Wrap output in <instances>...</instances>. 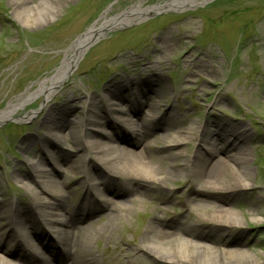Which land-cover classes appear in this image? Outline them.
<instances>
[{"label":"rangeland","instance_id":"rangeland-1","mask_svg":"<svg viewBox=\"0 0 264 264\" xmlns=\"http://www.w3.org/2000/svg\"><path fill=\"white\" fill-rule=\"evenodd\" d=\"M170 1L54 0V4L45 7L39 0H27L28 8L33 7L29 14L22 9L16 12L9 0H0V112L19 104L51 78L61 66L69 46L102 17H115L137 5L143 9ZM150 76L160 80L159 87L154 89L157 96L152 97L161 111L172 108L170 111L184 120L174 130L190 141L182 145L185 155H191L199 144L193 132H199L208 121L236 124L249 132L250 139L244 149L249 165L247 182L253 191L227 206L237 215L239 227L228 230L218 247L231 242L232 239L227 238L231 232L238 238L226 245L227 249L250 250L259 264H264V0H210L201 6L165 11L105 32L86 49L72 75L56 90L46 108L44 97H36L16 108L11 119L0 124V193L11 201L21 200L24 209L34 206V210H43L42 206L50 202L48 196L33 200L31 191L20 184V177L25 175L21 165L39 161L41 153L35 146L26 155L19 148L37 133L49 106L69 98V107L78 111L69 118L68 128L73 122L87 125L83 112L87 96H100L105 88L119 82L144 80ZM128 88L119 97L133 102L136 95L129 97V92L142 87L136 84ZM110 102L104 106L108 118L115 116L108 109ZM142 110L144 116L151 114L148 107ZM30 113H35V119L20 121ZM86 128L94 132V127ZM115 128L109 126L106 136ZM61 136L68 143L64 149L68 156L76 160L85 157L79 151L81 147L72 144L71 133ZM162 145V141H157L154 151H160ZM42 150L48 154V161L58 153L52 148ZM205 150L207 152L202 147L200 152ZM218 157L223 163L229 162L225 155L218 153ZM92 158L94 155L86 156L87 168L93 166ZM56 168L58 170L52 171L56 180L64 176L69 186L82 193V188L76 184L82 174L76 166L69 168L62 163ZM15 174L20 177L16 179ZM180 180H184V175ZM95 184L102 188L101 181ZM174 192L183 193L184 197L183 189L176 188ZM255 192L258 195L253 194ZM144 198L146 208L133 211L112 233H105L92 242V250L97 255L102 253L107 257L108 252L112 254L125 240L137 239L155 207L157 196ZM168 209L169 218L183 214L181 209ZM194 214L200 219L201 230L207 232L214 226L208 220L212 215L197 211ZM94 220L97 227L106 222L103 217ZM6 225L5 216L0 214V227ZM132 262L151 264L149 258L144 257L126 263Z\"/></svg>","mask_w":264,"mask_h":264},{"label":"bare ground","instance_id":"bare-ground-1","mask_svg":"<svg viewBox=\"0 0 264 264\" xmlns=\"http://www.w3.org/2000/svg\"><path fill=\"white\" fill-rule=\"evenodd\" d=\"M9 1L16 12L22 9L32 13L33 7L28 8L27 0ZM209 1L171 0L143 9L137 5L115 17H102L99 23L91 25L69 46L61 66L51 78L43 81L19 104L0 112V124L11 119L16 108L36 97H44L46 108L56 90L72 75L86 49L105 32L158 13L201 6ZM39 2L45 7L55 3L54 0ZM159 83V78L155 76L144 80H126L105 88L100 96H87L83 110L87 125L73 122L70 129L69 118L78 111L69 107L70 99L49 106L37 133L19 148L26 155L35 146L41 153V159L23 163L21 166L25 175H15L16 179L20 177L22 180V187L31 191V199L39 200L44 195L48 196L50 202L42 206L43 212L35 218L31 216L23 222L22 217L28 210L24 209L21 200L11 201L0 193V213L8 221L6 229L0 230V264H44L42 251L51 254L57 264H136L126 262L140 257L149 258L151 264H259V259L250 250L226 248L238 238L231 232L227 238L233 241L224 243L223 248L218 247L228 230L239 227L237 215L227 206L253 191L252 185L247 182L249 165L244 149L250 139L249 132L236 124L208 121L199 132H193L199 144L191 155H185L182 145H188L190 141L174 130L184 120L171 112L172 108L161 111V106L152 97L157 96L154 89L159 87ZM136 84L143 89L129 92V97L136 95L133 102L119 98L120 93ZM113 97L119 99H111ZM110 100L108 109L113 108L111 112L115 116L107 118L104 106ZM121 103L127 106L123 107ZM143 107L149 108V116H144ZM34 115L30 113L20 121H32ZM119 121L121 123L117 128L121 131L116 135V146L111 148L112 144L104 142L106 130ZM87 126L94 127V132L90 133ZM65 133H71L72 144L81 147L79 151L85 157L76 160L64 152L68 143L61 134ZM159 140L163 148L155 152ZM202 147L207 152H200ZM42 148L58 150L57 156L48 161V154ZM218 153L225 155L229 162L220 161ZM88 154L94 155L93 161L90 160L93 165L91 169L85 163ZM180 160L182 163H179ZM62 163L69 168L76 166L82 174L76 184L82 186L83 192L74 203L71 198L77 190L69 186L68 178L63 176L56 180L52 173ZM182 175L183 181L180 180ZM97 181L102 182L103 189H98ZM176 188L183 189L184 197L183 193L174 192ZM253 194L258 195L256 192ZM146 195L157 198L148 222L137 239L134 242L125 240L126 244L122 242L112 254L108 252L107 257L102 253L97 255L92 250V242L105 233H112L117 224L133 211L146 208ZM168 208L181 209L183 214L169 218ZM194 211L212 215L208 220L214 226L207 232L201 230L200 219ZM102 217L106 222L97 227L94 219ZM41 222L50 228L57 242L47 240L40 229ZM27 226L33 229L31 236L25 233Z\"/></svg>","mask_w":264,"mask_h":264}]
</instances>
